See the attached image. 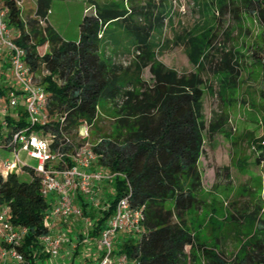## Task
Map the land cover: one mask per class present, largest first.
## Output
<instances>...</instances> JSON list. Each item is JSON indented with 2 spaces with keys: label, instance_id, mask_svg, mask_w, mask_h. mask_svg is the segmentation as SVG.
<instances>
[{
  "label": "trees",
  "instance_id": "trees-1",
  "mask_svg": "<svg viewBox=\"0 0 264 264\" xmlns=\"http://www.w3.org/2000/svg\"><path fill=\"white\" fill-rule=\"evenodd\" d=\"M17 1L1 0L13 29L12 40L24 51L25 63L48 94L46 112L51 121L43 127V133H54L51 147L66 136L71 141L63 149L71 151L80 142V126L86 122L94 127L104 103L111 104L118 114L108 132L98 131L94 136L92 150L97 160L91 169L119 174L103 183L110 186L106 198L99 196L101 206L106 208L93 207L84 196H76L82 217L75 219L80 226L66 240L73 251L71 262L82 247L92 252L91 257L83 258H96V240L106 220L118 199L130 191V206L142 213L139 230L121 234L114 243V252L125 253L127 264H264V218L253 217V233L227 258L200 240L185 217L200 204L198 161L205 129L202 71L216 49L212 29V33L206 32L199 61L196 57L201 50L197 44H192L188 52L195 69L179 73L155 58L156 38L168 17L163 3L88 0L86 8L92 7L93 11L83 14L78 38L68 40L47 22L53 0H35L28 19L23 18ZM240 5L264 23V0H241ZM218 6L220 14L232 12L240 18L234 0H218ZM110 24L124 32L123 38L107 35ZM191 36L192 32L187 31L178 35L177 41L184 42ZM44 44L47 49L40 54L38 47ZM101 49L106 58L124 54L132 58L124 66L122 62L110 63ZM229 55L225 53L218 62L209 63L213 73L237 72ZM146 68L151 82L142 79ZM14 88L0 86V105ZM260 95L264 98V88ZM1 120L6 126L4 129L0 123V133L7 137L29 126L23 106L1 116ZM256 150L257 162L264 163V144L256 141ZM24 169L30 174L27 181H21L16 172L0 174V206L8 209V221L14 227L25 230L15 246L22 261L3 260L0 256V264H43L51 258L40 240L49 232L46 220L51 201L41 194L39 177L31 168ZM9 247L0 240V252Z\"/></svg>",
  "mask_w": 264,
  "mask_h": 264
},
{
  "label": "rangeland",
  "instance_id": "rangeland-1",
  "mask_svg": "<svg viewBox=\"0 0 264 264\" xmlns=\"http://www.w3.org/2000/svg\"><path fill=\"white\" fill-rule=\"evenodd\" d=\"M240 2L234 0V5L239 6L240 18L237 19L232 12L226 16V12L220 14L218 0L154 1L163 3L168 10L161 35L156 38L155 54L156 60L167 67L179 73L194 70L195 65L188 57L192 44H197L201 50L196 57L199 61L205 49L206 32H214V56L205 61L202 71L205 129L203 152L198 161L202 183V189L197 193L200 204L185 217L200 240L214 246L227 258L253 233V217L264 218V163L257 162L256 150V141H264V98L260 95L264 88V23L256 13L252 14L250 10L248 13ZM88 4V0H53L49 22L63 38L75 40L83 14L93 11L92 7L86 8ZM21 6L23 18L28 19L35 8V0H22ZM41 24L45 25V22ZM187 31L192 32V36L184 42L177 41V36ZM123 33L115 24L108 26L110 37L123 38ZM46 49V44L38 47L40 54ZM101 52L106 58L105 51L101 49ZM225 53H230V62L236 63L237 72L213 73L209 63L218 62ZM131 58L132 55L124 54L119 58L108 55L106 59L110 63L122 62L124 66ZM9 66L5 63L0 70L12 80ZM142 79L151 82L147 68L142 72ZM9 83L17 86L13 80ZM116 117L118 114L111 104H102L95 126L89 127V142L95 141L98 131L108 132ZM208 128L213 130L212 133ZM79 132L84 133V127L79 128ZM19 156L29 165L36 163L22 151ZM17 176L21 181L30 179V174L25 171H17ZM109 191L110 186L103 184L99 196L106 198ZM67 221L68 224L63 223L66 232H61L66 240L80 226L75 219ZM66 240L60 252L63 246L69 245ZM63 258H58V263L67 264L68 259ZM52 259L43 264H55L50 263Z\"/></svg>",
  "mask_w": 264,
  "mask_h": 264
},
{
  "label": "built area",
  "instance_id": "built-area-1",
  "mask_svg": "<svg viewBox=\"0 0 264 264\" xmlns=\"http://www.w3.org/2000/svg\"><path fill=\"white\" fill-rule=\"evenodd\" d=\"M17 5L22 7V0H18ZM10 30L7 10L0 0V53H7L13 81L17 84L7 92L6 101L0 105V115L5 116L23 106L29 125L14 131L11 137L0 133V152L6 153H0V174L5 176L9 172H27L24 169L27 167L39 177L40 192L51 201L46 220L49 232L40 240L50 252L51 258H55L66 240L61 231L54 230L55 220L82 217V209L75 202L78 194L89 200L93 207L106 208L99 201L100 185L119 173L91 169L97 160V154L93 152L92 143L89 142L88 130L91 125L86 122L80 126L84 127V133L78 131L80 142L71 151L63 149L71 141L66 136L51 147L54 133H43V127L51 121L46 112L48 94L25 63L24 51L14 43ZM1 125L5 128L6 122L3 120ZM261 143L264 144V141ZM21 151L26 157L34 159L35 165H29L20 158ZM128 194L118 199L112 214L106 220V225L96 240V258L90 264L128 263L125 253L114 252L118 236L138 232L142 219L141 211L130 206ZM24 231V228L14 227L8 221V209L0 206V240L10 245L0 252L3 260L22 261L15 246L21 241Z\"/></svg>",
  "mask_w": 264,
  "mask_h": 264
},
{
  "label": "crops",
  "instance_id": "crops-1",
  "mask_svg": "<svg viewBox=\"0 0 264 264\" xmlns=\"http://www.w3.org/2000/svg\"><path fill=\"white\" fill-rule=\"evenodd\" d=\"M47 22L51 25V23L49 22L48 16H47ZM12 34L13 33L11 32V35ZM6 55H7V53H5V52H1L0 53V68L2 67L3 64L9 63L8 56H6ZM10 79H11V77H6V74L1 72V70H0V86H4V87L10 86L11 84L9 82H11L13 80V78H12V80H10ZM2 153L6 154L5 152H2ZM101 185H103V184H101ZM64 222H67V224H68L67 220H55V222H54V230L57 231V232L60 231V230H63V228H64L63 223ZM79 251H81L79 256L75 257L74 261L71 262V260H73V258H72L73 256H71L73 251H71L69 246H65V247L63 246V248H61V252H60V249H59L58 256L53 258L50 263L54 262L55 264H61L60 262L58 263V261H59L58 258L60 259V258H63V256H64V257H66L68 259V261H66L67 264H71V263L72 264H90L92 261L91 260H87V259H85L83 257L84 256L91 257L92 252L87 247H82V249H80ZM62 264H66V263H62Z\"/></svg>",
  "mask_w": 264,
  "mask_h": 264
}]
</instances>
